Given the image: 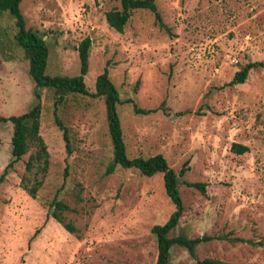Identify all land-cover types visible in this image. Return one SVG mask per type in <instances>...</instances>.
Here are the masks:
<instances>
[{
    "label": "rangeland",
    "instance_id": "1",
    "mask_svg": "<svg viewBox=\"0 0 264 264\" xmlns=\"http://www.w3.org/2000/svg\"><path fill=\"white\" fill-rule=\"evenodd\" d=\"M167 29L148 9L134 10L122 32L105 12L120 0H22L26 27L43 35L50 75H77L78 45L91 39L87 89L107 68L119 91L117 113L129 157L161 153L174 171L183 211L169 236L200 237L191 252L170 248V264L211 257L264 264V67L230 83L248 62L264 61V0H155ZM0 14V114L28 110L40 93L46 162L8 167L0 183V264H155L151 232L174 211L163 174L112 163L103 97L38 88ZM149 113H136L133 105ZM68 132V147L63 129ZM12 124H0V176L11 156ZM233 143L246 146L238 153ZM206 184L205 193L188 183ZM37 185L35 197L28 189ZM57 198L76 231L47 217ZM37 232V233H36Z\"/></svg>",
    "mask_w": 264,
    "mask_h": 264
},
{
    "label": "trees",
    "instance_id": "2",
    "mask_svg": "<svg viewBox=\"0 0 264 264\" xmlns=\"http://www.w3.org/2000/svg\"><path fill=\"white\" fill-rule=\"evenodd\" d=\"M21 1L22 0H0V14L8 12L14 18L16 25L14 39L24 50L25 56L28 59V73L33 79L36 89H54L57 96L54 102L55 107L61 102L64 95L68 93H78L82 95H89L91 97H103L113 151L112 163L108 166L106 170L107 173L112 172L115 166L119 165L123 168H135L142 175L146 176H152L156 173L163 174L165 191L175 205V209L163 224H155L151 227V232L157 239L158 247L155 264H170V248L175 244L186 246L192 252L194 245L200 242L202 238H186L182 235L169 236L171 230L177 225L183 211V203L179 193L178 184L179 177L187 170L186 164L181 167L179 172H176L170 167L167 159L161 153L148 157H129L126 153L123 130L117 113V104L121 103V99L117 87L109 77L107 68H104V70L97 76L95 80L94 92H90L87 89L84 81V77L88 71V56L91 39L87 36L78 45L80 59L79 74L69 76L50 75L46 73L49 57L48 45L42 34H39L38 31L32 28L26 27L25 18L20 9ZM137 9H148L152 11L160 27L167 29V26L164 24L162 17L157 10L155 0H120V6L107 10L105 12V18L111 27L122 32L132 12ZM258 66L264 67V61L248 62L244 64L240 70L235 72L230 83L235 84L245 82L250 69ZM35 95L38 100L34 102V104L25 112L9 116L0 114V124L10 122L13 128L11 136L12 158L0 176V183L4 179V175L7 172L8 167L20 160L21 157L32 147H35V152L30 154L29 160L26 162V168L29 169L33 163L46 162L47 148L42 136L40 135V93L36 90ZM133 110L136 113L143 114L152 111L138 108L135 104L133 105ZM56 122L61 129H63V137L68 147V132L66 128L63 127L57 116ZM232 149L238 153H242L247 148L239 143H233ZM188 185L195 186L201 192L205 193V183L192 182L188 183ZM28 191L31 196L35 197L37 185L32 186L28 189ZM68 209L69 206L65 202L54 198L49 204L47 217L54 218L66 230L74 232L76 231L74 224L71 221H67L63 214L64 211ZM197 264L239 263L206 257L199 260Z\"/></svg>",
    "mask_w": 264,
    "mask_h": 264
}]
</instances>
